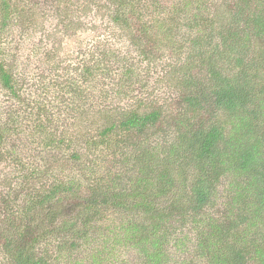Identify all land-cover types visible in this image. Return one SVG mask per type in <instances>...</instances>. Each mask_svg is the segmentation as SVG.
I'll return each instance as SVG.
<instances>
[{
	"label": "trees",
	"instance_id": "16d2710c",
	"mask_svg": "<svg viewBox=\"0 0 264 264\" xmlns=\"http://www.w3.org/2000/svg\"><path fill=\"white\" fill-rule=\"evenodd\" d=\"M79 2L100 21L71 23ZM145 7L0 0V164L15 170L0 181V264H69L110 229L133 264H183L187 249L191 264H264V0H178L154 21ZM54 18L63 31L45 29ZM18 46L42 72L25 73ZM54 111L70 123L55 129ZM23 134L50 159L26 163Z\"/></svg>",
	"mask_w": 264,
	"mask_h": 264
},
{
	"label": "rangeland",
	"instance_id": "374dc122",
	"mask_svg": "<svg viewBox=\"0 0 264 264\" xmlns=\"http://www.w3.org/2000/svg\"><path fill=\"white\" fill-rule=\"evenodd\" d=\"M33 2L35 5H37V7H41V8H48L49 6V0H24V2H26L29 6H31V2ZM176 2H178V0H143V4L145 7V9H147L146 11L144 10V14H143V19L144 21L146 20V17L151 20L154 21V19H156L159 16V13L161 12H167L168 16H172V12L173 10H171V8L173 6H175ZM77 4V3H76ZM67 5V7L69 8L70 12H79L80 9H82L84 7L83 2H79L77 5ZM197 5H200L199 7ZM193 6V11L195 12H209L210 11V7H214V5L212 3H210L209 1H205L202 4L197 3V4H192ZM64 7V5H62L60 7V9ZM59 9V10H60ZM140 10V9H139ZM138 10V11H139ZM137 11V12H138ZM95 12V11H94ZM94 12H86L85 14L87 15V17H84V13H78L81 14L80 16H74L71 17L70 22L76 25H79V27H81L82 25H86L89 21H91L92 19H95L93 16ZM174 13V12H173ZM60 16H58L57 18L59 19ZM57 18H54L52 20L51 23H48L46 28L47 30L53 29V28H57L59 31H63L62 29V24L61 22H58ZM147 19V20H148ZM78 20H81L82 23L77 24V22H79ZM95 21L99 22L100 20L95 19ZM170 24L173 25L174 22H172L170 20ZM14 20L10 22L9 24V31H7V35L9 34L10 30L12 29ZM89 26H86V30H88ZM118 28H111L112 33L109 35V33L106 34V32H103L102 34H106L107 37H111V35L113 34V32H116ZM76 35H74V38H63V54L67 56V54H72L74 48L77 47V40L78 38L80 39H85L88 37L87 35V31H81V29H78L75 32ZM39 35V34H38ZM71 35V34H70ZM175 37L177 38H181L179 36V32L177 34H174ZM2 41V40H1ZM14 44H18V42L16 41V39L13 40ZM89 41V40H87ZM119 46H121L122 48H126V41L124 40V38L122 40H120L119 38H116L115 40ZM2 44H4V41H2ZM50 44V42H49ZM44 48L49 49L51 48V44L50 45H46L44 46ZM12 52L15 53L18 61L23 60L22 62L24 63L25 60H27L29 62V69H27V71L25 72L26 74L28 73H32V72H36L35 70L39 69L41 72L43 71L42 69L45 68V66H47V64L44 63V61L40 64V62L37 61L36 58L34 57H28L26 59V57L28 56V50L24 49L22 46H18V49H12ZM69 59V57H68ZM65 60V64L67 63V59ZM20 63V62H18ZM22 64V63H21ZM40 66V67H39ZM42 67V68H41ZM24 77V76H23ZM155 78L150 76L149 79V84L154 80ZM17 80L20 81V76L17 77ZM117 82V81H115ZM5 97H8V95L0 90V111L2 109H4V105H5ZM130 101L127 102H122L121 106L127 104ZM58 106V105H57ZM55 115L52 116L53 120H54V125L53 127L55 129H62L63 126L68 125L70 123L69 121V117L67 116V114H61L59 115L58 112H55ZM5 121V120H4ZM64 123L65 125H59V123ZM6 123V122H5ZM22 140L20 141L22 143V145H20L19 143H14V148H18L20 150H22V155L26 158V163H28V160H35L36 158L41 160V159H50V150L46 149V142H44L43 140V136L42 135H38V136H34V137H30L28 136L26 138L25 134L22 135ZM30 157V158H28ZM33 158V159H32ZM12 171H15L14 168L12 167H8L6 164H0V181L3 180V178H9L10 176L8 174H10ZM19 176V172L17 174ZM18 188L20 187V179L18 178ZM2 183V182H1ZM2 185H0V193L2 194H6L8 192V189L6 187H1ZM17 188V189H18ZM110 227H114V226H110ZM109 232H113V233H107L106 236L109 237L108 240H103L102 242L104 243V245L102 246H98L99 251H94V245H92V243L89 246H85V247H81L78 250H76L71 256V262H69V264H133V259L135 257V255L133 254V250H131L130 248L126 247V245H123V243L121 241L118 240L117 238V232L114 231L113 229L107 230ZM112 235V236H111ZM112 241V242H111ZM111 243V244H110ZM108 245H111V248H108ZM190 250L187 249L186 253L183 255L182 258V262L183 264H191V258H190ZM97 259L95 262L92 261V259ZM195 262V261H194ZM193 262V263H194ZM196 264H199L198 262H196Z\"/></svg>",
	"mask_w": 264,
	"mask_h": 264
},
{
	"label": "bare ground",
	"instance_id": "6f19581e",
	"mask_svg": "<svg viewBox=\"0 0 264 264\" xmlns=\"http://www.w3.org/2000/svg\"><path fill=\"white\" fill-rule=\"evenodd\" d=\"M199 262V261H198Z\"/></svg>",
	"mask_w": 264,
	"mask_h": 264
}]
</instances>
